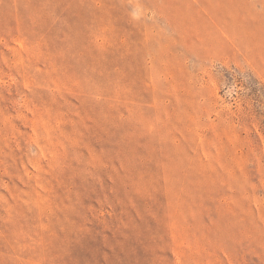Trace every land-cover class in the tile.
Masks as SVG:
<instances>
[{
  "label": "rangeland",
  "instance_id": "1",
  "mask_svg": "<svg viewBox=\"0 0 264 264\" xmlns=\"http://www.w3.org/2000/svg\"><path fill=\"white\" fill-rule=\"evenodd\" d=\"M0 264H264V0H0Z\"/></svg>",
  "mask_w": 264,
  "mask_h": 264
}]
</instances>
